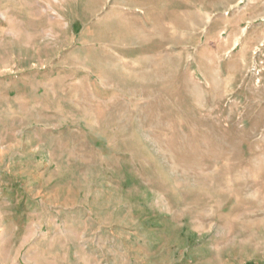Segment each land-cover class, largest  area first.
<instances>
[{
  "label": "rangeland",
  "instance_id": "1",
  "mask_svg": "<svg viewBox=\"0 0 264 264\" xmlns=\"http://www.w3.org/2000/svg\"><path fill=\"white\" fill-rule=\"evenodd\" d=\"M0 264H264V0H0Z\"/></svg>",
  "mask_w": 264,
  "mask_h": 264
}]
</instances>
